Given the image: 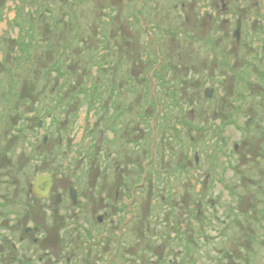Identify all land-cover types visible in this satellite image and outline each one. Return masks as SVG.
I'll list each match as a JSON object with an SVG mask.
<instances>
[{
    "label": "rangeland",
    "instance_id": "1",
    "mask_svg": "<svg viewBox=\"0 0 264 264\" xmlns=\"http://www.w3.org/2000/svg\"><path fill=\"white\" fill-rule=\"evenodd\" d=\"M107 17L111 21L105 25ZM238 17L239 43L233 37ZM39 38L53 46H38L31 53ZM149 42L158 66L167 61L163 77L172 91L163 90V83L158 87L152 72L157 59L143 64ZM55 50L74 84L57 75L41 79L43 67L57 59ZM66 50L64 57L59 55ZM96 59L125 64L137 82L138 91L120 89L113 99L107 89L100 90L106 113L69 99L87 87ZM13 68L18 69L20 93L7 103L8 70ZM115 73L124 84L118 72L108 74ZM146 76L157 103L149 105L147 114L141 110L148 96L140 92ZM38 79L41 86L35 85ZM55 94L68 103L65 112H38ZM176 104L183 113L170 109ZM33 108L36 112H30ZM21 113L22 121H32L19 124ZM140 115L147 116L148 126ZM178 118L190 128L180 139L182 129L173 130L175 125L182 128ZM39 122L29 131L28 124ZM18 126L19 134L12 129ZM167 134L175 139L169 142ZM44 137V153L53 150L59 156L54 187H75L82 193L88 188L98 200V188L107 186L106 207L91 210L90 224L99 228L95 217L107 212L105 234L122 243L113 256L112 251L94 255L88 247L69 249L63 240L61 264H82V249L87 264L159 261L150 257L148 245H157L170 264H178L185 251L181 247L191 244L196 264H220L224 256V264H264V0H0V152L15 155V165L1 168L20 179L23 175L15 169L24 170L25 191L33 183L35 166L43 164L34 156L43 149ZM141 137L148 141L144 147L138 146ZM83 218L67 221L60 229L62 239L75 231L83 239ZM71 222L75 226L67 233ZM195 227L201 236L193 241ZM188 261L185 257L181 263Z\"/></svg>",
    "mask_w": 264,
    "mask_h": 264
},
{
    "label": "flooded vegetation",
    "instance_id": "2",
    "mask_svg": "<svg viewBox=\"0 0 264 264\" xmlns=\"http://www.w3.org/2000/svg\"><path fill=\"white\" fill-rule=\"evenodd\" d=\"M222 6L225 7L224 4ZM40 124L41 122L38 123V126ZM41 142L43 149L40 150L45 152L47 137H44ZM14 156L4 153L2 150L0 152V264H61L60 252L63 240V242L66 241L69 249L78 250L88 247L90 253L92 252L94 255L99 252H108L109 254L110 251L113 252V256L118 255L121 251L120 244L122 245L119 237L105 234L108 228L107 226L102 227L104 219L108 216L107 212H102L95 217V226L99 228H93L90 224L91 210H101L106 207L103 198L107 191L106 185L98 188L101 191L98 200L88 194V188L87 193H82L75 187L57 189L54 187L53 179L58 172L59 156L51 150L50 153H38L34 156L44 165L42 164L40 168L35 166L33 183L37 177L48 176L52 182L48 196L42 198L33 192V183L26 189L27 191L24 186L22 187L24 170L17 169L16 171L15 169L17 175L19 173L23 175L20 179L15 177L10 169L1 168L3 165L11 166L12 163L15 165V160L11 159ZM17 159V165H19V161L22 159L19 157ZM71 189L74 191L76 202H73L70 196ZM65 204L67 207L64 206ZM82 208L83 210H81ZM78 215L84 216L82 223L87 222L82 227L83 239L78 238L77 234L75 235L76 231L68 233L69 229L75 226L72 222L68 223L64 229L68 233V238L62 239L61 227L67 221L77 219ZM110 225H114V220L110 221ZM85 250H81L80 262L82 264H87V258L83 259Z\"/></svg>",
    "mask_w": 264,
    "mask_h": 264
},
{
    "label": "trees",
    "instance_id": "3",
    "mask_svg": "<svg viewBox=\"0 0 264 264\" xmlns=\"http://www.w3.org/2000/svg\"><path fill=\"white\" fill-rule=\"evenodd\" d=\"M110 21H111L110 17H107V20H105L103 23L105 25H107ZM181 34L182 33H180V32H178V33L176 32L175 35L177 36V35H181ZM38 37H39V34H38ZM100 37H101V40L103 42H106V41L109 42V38L105 39V36L103 37L101 35H100ZM48 41H49V39L48 40H40V38H39L38 41H37V43L33 46V49L31 50V53L33 51L35 53V51L37 50V47L38 46H43L45 49H49L50 47H52L53 46L52 42L50 43V45H48L49 44ZM156 43H157V50L160 52L161 50H160V48H158L159 43H158L157 40H156ZM149 46H150V49L147 50V51H145V53H143V55H142V56L145 57L144 58V61H143V64L144 63H147V65H149L150 57H153L154 59H157L156 58V55H157L156 50L154 49V46H152V43L151 42H149ZM105 50L107 51L108 48L107 47H104L103 48V51H105ZM67 51L68 50L63 51L59 55H62L64 57L67 54ZM57 53H58L57 50H55L53 52L54 57H56ZM104 54H107V53H104ZM31 56L32 55H30V57ZM102 57H104V56L102 55ZM61 59H62L61 56H59L52 65H50L49 67L48 66L43 67V70H41V75H40L41 79H45L47 77H52L54 75H57L58 77L59 76L62 77V79L64 81H67L68 80V83L74 84L75 79H73L71 77H68L70 73L66 70V68H64V66L62 64H60ZM164 61H165L164 64L158 66L159 64H158V59H157L156 62H157V66L158 67L155 68L154 70H152L154 78L159 83L158 87L160 86L161 83H163L164 85H167V82H166V80L163 77V75H166L165 72H164V68H165L166 63H167L166 60H164ZM17 66H18L17 68L19 70H21L20 67H22V65H20V63H18ZM92 67H95L96 68V73L95 74H91V78H89V80L87 81V87L85 89H82L81 91H78L77 93H73V95H71L69 97V99H71V100L72 99H75V100L78 99V100L82 101L84 103V105H86V109H87V104H88L89 106H92L90 110H92V111L95 110V112H98L99 111L100 113H102V112L103 113H106L105 112V109H102L101 108L102 107V104L101 103H102L103 96L99 93V91L102 90V89H107L111 93V96H112L111 99L115 98L116 93L119 92L120 89L123 90V89H129L130 88L134 92L138 91V89L136 87V83H137L136 82V79L134 77H132V75L129 74L131 70H128V71L126 70V65L125 64H122V63L120 64L117 60H115V61H109V62H106V63H104V62H102L100 60H98V62H97V59H96V62L94 64H92ZM18 69L13 68V69H9L8 70V73H9V76H10V85H9L10 90H9V93H11V98L7 99V103L12 102L11 101L12 98H17L18 95H19V93H20L18 91L19 84H20V81L18 80V77H17L19 75L17 73V70ZM169 70H170V68H169ZM111 71L112 72H115V71L118 72V76H122L123 77L122 80H124V84L121 85V82L118 81L117 77L115 76L116 73L115 74H108ZM167 72H168V70H167ZM140 74H142V72ZM109 76H112V78H110ZM97 77L100 79V84L99 85H97V83H95L96 79H98ZM143 78L144 79L142 81L143 82H146V85H145V87L142 90H140V92L143 94V98L145 96H148V97L145 98L146 101L143 102V105H145V109L144 110H141V113H144L145 112V114H147V111H145V110H148L149 105L150 104H153V105L156 106L157 103L151 97L150 91L148 89V88H150L149 87L150 86V80H149L150 78H148L147 76L146 77H143ZM162 78H163V80H162ZM40 80L39 79L38 80H35V85L41 86L40 85V82H41ZM169 85H171V84H168L167 87L166 86H163V90L168 91V92L169 91H172V86L169 87ZM35 88H36V86H35ZM139 89H140V87H139ZM41 92H43V91H41ZM13 94L16 95V96H13ZM174 98H176V96H174ZM21 100H24V99H21ZM40 100L41 101L39 102V105H41V103L43 105L44 104V101L41 98H40ZM91 100H92V103H88L87 102V101H91ZM49 103H51V104H49ZM49 103L48 104L50 105V109H48V107H49V105H48V107L46 109H40L39 108L38 112L40 111V113H46L49 116H51V115L53 116V115H55L56 113H59V112H60V114H63L65 112V109H64L65 108V105L68 104L67 102H61V96H60V94H55V98L53 96H50ZM110 105H113V103H111ZM179 106L180 105H177L176 104V107H170V109L171 110L172 109H175V110H178L181 113H183L182 107L181 106L179 107ZM36 110H37V108H33V109L30 110V112H36ZM9 112H11V110H9ZM20 115H21V117H16V120H20L19 121V124L22 123V125H24L23 122L27 121V122H25L27 124L28 122H31L32 121L28 117L24 118V121H22V119H23V113H21ZM146 117L147 116L140 115V120H141V122H143L145 125L147 124V126H148V123H147L148 120L146 119ZM162 118H164V116H161V118H159V119H162ZM166 118H168V117H166ZM180 120H182V122H180ZM53 122H54V126L58 124V122L56 120H54ZM178 122H180V125H181L182 128H177L176 125H175V128H173V130L175 132H178L179 129H182L180 131V133H182V134L177 135L176 139L177 138L180 139V136L183 135V133L187 129H190L189 128V125L187 123H185L182 118H180L178 120ZM28 125L30 126L28 128L29 131H31V130L33 131L34 129H37V127H38V123L35 124V126H32V124H28ZM12 129L14 131L18 132V134H19L20 129H22V128L18 126V127H14V128L12 127ZM165 138H167V140L169 142H171L172 140L175 139L173 135H169V134L165 135ZM141 139H142V137H141ZM147 142H148L147 140L142 139L141 140V143H139L138 146L144 147L147 144ZM41 152L44 153V151H41ZM191 233L194 234V235H192L193 241L196 240L195 237L197 235H200L201 236V232L199 231V233H198V229L196 227L195 228H192ZM160 235L161 234L159 233L158 236L162 240V237H164V235L162 234L161 237H160ZM147 236H148V234H145L144 238L141 239V241L144 240V242H145V240L148 239ZM178 238L181 239L182 237L181 236H178ZM198 240H199V238H198ZM181 248H185V251L181 255H179L180 257L178 256V260H179L178 261V264H183L181 262H183L185 260V257L186 258H189V261L187 262V264H196V261H195L196 259H193L192 260V258H191L193 256L192 244L190 246H184L183 245ZM146 249H148V253L150 254V257L152 259L153 258H155V259L159 258V261H157V260H155V261H149V264H170L171 259H169V258L165 259L162 256L163 252L160 250V247L158 248L157 245L155 247H153V248L148 245V248H146ZM196 253H198V252H196ZM225 257L226 256H224L222 258L220 264H224L223 262L226 259ZM190 259H191V261H190Z\"/></svg>",
    "mask_w": 264,
    "mask_h": 264
},
{
    "label": "water",
    "instance_id": "4",
    "mask_svg": "<svg viewBox=\"0 0 264 264\" xmlns=\"http://www.w3.org/2000/svg\"><path fill=\"white\" fill-rule=\"evenodd\" d=\"M240 34H241V17H238L237 23H236V28L233 31V37L235 38L237 43H239ZM211 94H212V91H210V90L206 91V93H205L206 98H208V99L211 98ZM156 116H157V114H156ZM195 160L197 161L196 156H195ZM51 186H52V182H51V178L49 176L45 177V178L37 177L33 183V192L36 195L44 198V197L48 196V193L50 191ZM70 196H71L73 202H76L73 189L70 190Z\"/></svg>",
    "mask_w": 264,
    "mask_h": 264
}]
</instances>
